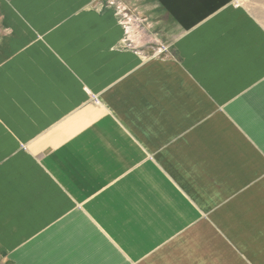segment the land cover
Masks as SVG:
<instances>
[{
	"label": "crops",
	"instance_id": "0c3cea01",
	"mask_svg": "<svg viewBox=\"0 0 264 264\" xmlns=\"http://www.w3.org/2000/svg\"><path fill=\"white\" fill-rule=\"evenodd\" d=\"M148 1L138 22L162 30L156 48L95 0L57 2L61 13L3 0L0 249L12 264H264V0H251L260 12ZM71 229L87 240L59 256L53 236Z\"/></svg>",
	"mask_w": 264,
	"mask_h": 264
},
{
	"label": "rangeland",
	"instance_id": "374dc122",
	"mask_svg": "<svg viewBox=\"0 0 264 264\" xmlns=\"http://www.w3.org/2000/svg\"><path fill=\"white\" fill-rule=\"evenodd\" d=\"M64 1L76 2L77 0H52V3L50 4V7L51 8L54 7L53 10L56 13H58L59 11L56 8L60 7V6H63V5H60V4L58 5L57 2H64ZM36 2L38 3V2H40V0H18L19 4L22 5L23 3H25V5L31 6V7L38 6ZM149 3L150 2L148 0H95V2L93 3V7L95 8L97 6L96 9L101 7V11H100L101 13H103L104 10L109 9V7H110L109 10H112V11L115 8V10H116V12L118 14L117 16L120 17V18L116 17L117 22H121V24L124 27V24L122 23L124 21H128V22H129V20H133L135 22L136 21L137 22L140 21L139 20L140 17L143 16V15H141V13L143 12L144 8L147 7V6H145V4L151 5ZM235 3L240 5V3L237 2L236 0H235ZM242 4L249 6L250 9L253 10V11L257 10L258 12H260L261 9H262V6H260V8H259V6L256 3L252 2L251 0H242ZM1 5H3V0H0V18L4 17V19L7 20V15L3 11V6H1ZM120 7H121V10H120ZM122 11H123V13H122ZM61 12H63V11H60L59 13H61ZM69 13H72V12H69ZM263 14H262V17H261V21L264 24V15ZM22 15L26 18V15H25V13L23 11L20 12V16H22ZM158 15H159V19H158L159 22L162 21V20L165 21L163 17H160V14H158ZM65 16H66V14H64V13L59 15L58 20L55 19L56 21L53 22V25L55 23H61V21H63V19L65 20L67 18ZM112 18H114V16ZM75 19H76L75 21H78V18H75ZM102 21H103V19H102ZM142 21H143V23L138 22V24H139L137 26L138 33H141L144 38L145 37L146 38L149 37L152 40H154L153 43L155 42V45H153V47L156 48L157 38H161L160 36H161V31L162 30L156 29V28L152 27L151 25H149V22H151L152 19L149 18L148 15H146L144 18H142L141 22ZM75 26L78 27V25H76V24H75ZM125 26H128V24H126ZM119 27H121V26H119ZM50 28L51 27L49 25H46L43 28H36L35 31H38L39 33H42L43 31L50 30ZM6 30L8 31V29H6ZM121 30H122V28H121ZM69 31H71V30H69ZM56 32H57V30L53 31L51 33V35L50 34H48V35H50V36L54 35L55 36ZM122 33H124V32H122ZM123 35H125V34H123ZM40 36H42V34ZM128 36H130V34ZM151 39H149V41ZM161 49L165 50V47L163 46V47H161ZM8 257H9V254L7 252L2 251L0 249V264H12L11 262H9L7 260Z\"/></svg>",
	"mask_w": 264,
	"mask_h": 264
},
{
	"label": "bare ground",
	"instance_id": "6f19581e",
	"mask_svg": "<svg viewBox=\"0 0 264 264\" xmlns=\"http://www.w3.org/2000/svg\"><path fill=\"white\" fill-rule=\"evenodd\" d=\"M89 114L93 117V119H96L97 116H98V111L95 108H90L89 109ZM217 175H218V177H221V175L219 173ZM68 223L69 222H62L61 224H59L60 227H57V228H59V229L66 228L67 229L68 228ZM72 230L73 229L68 231V233H62V231L57 230V232L61 233V234H59L57 236H53V239H54L53 245H57V246L60 247V250L58 251L59 256H61L60 252L68 251L70 248L73 247L72 245L78 246L81 243H83L85 240H87V238H86L87 235L85 234L84 231H82V230H77V231L74 230V232H71ZM48 250H49V248L47 250L45 249V250L39 252L40 257H43L44 255H49L48 252H47ZM30 255H33V256H35L37 258L36 253L32 252V253H30Z\"/></svg>",
	"mask_w": 264,
	"mask_h": 264
}]
</instances>
